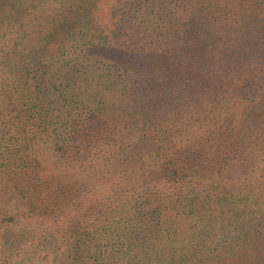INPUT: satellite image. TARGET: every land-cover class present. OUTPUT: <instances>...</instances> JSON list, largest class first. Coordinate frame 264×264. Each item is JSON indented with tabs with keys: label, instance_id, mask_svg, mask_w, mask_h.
<instances>
[{
	"label": "trees",
	"instance_id": "1",
	"mask_svg": "<svg viewBox=\"0 0 264 264\" xmlns=\"http://www.w3.org/2000/svg\"><path fill=\"white\" fill-rule=\"evenodd\" d=\"M0 264H264V0H0Z\"/></svg>",
	"mask_w": 264,
	"mask_h": 264
}]
</instances>
